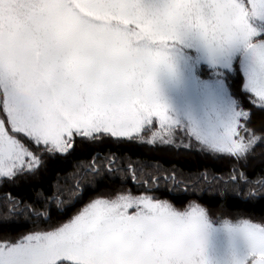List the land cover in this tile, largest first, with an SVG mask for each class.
<instances>
[{"label":"snow or ice","instance_id":"obj_1","mask_svg":"<svg viewBox=\"0 0 264 264\" xmlns=\"http://www.w3.org/2000/svg\"><path fill=\"white\" fill-rule=\"evenodd\" d=\"M237 62L264 111V0H0V178L37 175L40 153L66 154L76 138L133 140L155 122L165 143L182 132L244 159L250 113L225 86ZM223 228L239 241L230 264H264V221ZM211 231L199 204L116 193L0 240V264H211Z\"/></svg>","mask_w":264,"mask_h":264},{"label":"trees","instance_id":"obj_2","mask_svg":"<svg viewBox=\"0 0 264 264\" xmlns=\"http://www.w3.org/2000/svg\"><path fill=\"white\" fill-rule=\"evenodd\" d=\"M226 78L229 94L241 89L239 63ZM206 68L202 77H208ZM233 97L250 119L240 134L256 139L244 159L211 156L182 132L176 143L149 142L160 128L146 126L135 139L112 138L76 143L66 154L43 157L39 173L15 181L0 179V240L18 239L66 222L96 198L116 193L146 194L178 210L196 203L211 223L264 221V111L242 89ZM237 193L232 198L220 195Z\"/></svg>","mask_w":264,"mask_h":264},{"label":"rangeland","instance_id":"obj_3","mask_svg":"<svg viewBox=\"0 0 264 264\" xmlns=\"http://www.w3.org/2000/svg\"><path fill=\"white\" fill-rule=\"evenodd\" d=\"M207 74L209 76L204 78L202 77V79H204V82L208 84L211 88L215 89V84L213 78L211 77V74L209 72ZM180 133L181 132H178L176 134L179 136ZM165 139L167 138L165 137ZM175 139L177 138L176 137L171 138V140L168 143L177 144ZM177 140L179 141L180 139ZM159 141L160 143H165L164 140L161 138V130L153 134V136L149 139V142L151 143L159 142ZM139 195H146V194H139ZM232 223L235 224L236 222H232ZM212 229L213 231H211L209 235L208 246H207V253L211 261V264H230L232 254L234 250L239 246V241L229 236V234L223 228V223L219 225L212 224Z\"/></svg>","mask_w":264,"mask_h":264}]
</instances>
